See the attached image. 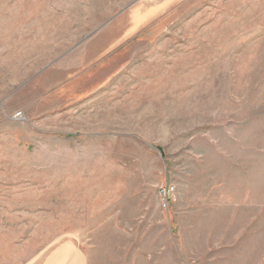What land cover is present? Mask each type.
Returning a JSON list of instances; mask_svg holds the SVG:
<instances>
[{
  "label": "rangeland",
  "instance_id": "374dc122",
  "mask_svg": "<svg viewBox=\"0 0 264 264\" xmlns=\"http://www.w3.org/2000/svg\"><path fill=\"white\" fill-rule=\"evenodd\" d=\"M64 243L264 264V0H0V264Z\"/></svg>",
  "mask_w": 264,
  "mask_h": 264
},
{
  "label": "crops",
  "instance_id": "0c3cea01",
  "mask_svg": "<svg viewBox=\"0 0 264 264\" xmlns=\"http://www.w3.org/2000/svg\"><path fill=\"white\" fill-rule=\"evenodd\" d=\"M39 264H86V258L77 248L64 243L47 253Z\"/></svg>",
  "mask_w": 264,
  "mask_h": 264
},
{
  "label": "built area",
  "instance_id": "2783aa9c",
  "mask_svg": "<svg viewBox=\"0 0 264 264\" xmlns=\"http://www.w3.org/2000/svg\"><path fill=\"white\" fill-rule=\"evenodd\" d=\"M166 194H167L166 191L162 192V195H166Z\"/></svg>",
  "mask_w": 264,
  "mask_h": 264
}]
</instances>
